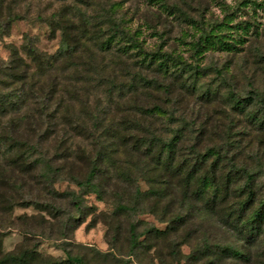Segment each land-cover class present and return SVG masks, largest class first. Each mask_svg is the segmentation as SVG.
<instances>
[{"label": "rangeland", "instance_id": "rangeland-1", "mask_svg": "<svg viewBox=\"0 0 264 264\" xmlns=\"http://www.w3.org/2000/svg\"><path fill=\"white\" fill-rule=\"evenodd\" d=\"M11 1L0 0V60H8L15 49L28 61L25 50L28 42L47 55L56 54L62 41L59 28L62 23L71 33H77L81 19L92 21L97 17L105 25L115 21L146 51L161 49L178 53L192 63L211 68L201 72L198 89L216 92L221 102L203 104L189 96L183 100V107L190 103L183 116L207 126L204 139L223 147L222 154L228 155L227 160L233 158L237 165L247 168L254 177L256 205L264 201V130L255 122L264 113V0H20L15 6ZM10 12L20 16L4 23ZM52 17L53 30L49 26ZM206 35L213 36L209 42L205 41ZM197 41L201 46L195 50ZM107 62L111 63L109 59ZM6 81L7 76L0 68L2 93L8 92ZM61 81L58 97L68 105L62 111L69 122L71 117L84 125L74 133L70 124L65 125L68 133L77 134L69 142L73 149H83L95 158L96 151L102 150L99 138L117 139L114 112L120 111H113L112 107L127 95L121 96L124 92L115 87L107 92L108 83L97 75L78 81L76 90L72 78ZM230 95L239 99L253 96L254 100L239 112L240 108L233 110L227 102ZM164 101L168 100L164 98ZM180 105L175 101L174 116L182 112ZM26 109L23 105L21 112ZM128 112L125 109L120 113ZM167 115L156 122L164 127L165 136L183 124L178 118L169 120L171 115ZM64 137L65 134L60 136ZM61 143V146L69 145L65 140ZM111 157L112 160L109 157L99 160L102 170L108 172L97 179L104 191L100 195L79 186L67 168L53 181L42 179L13 189L6 181L0 184V192H14L18 199L11 210L0 207L3 251L19 245L35 246L58 264H76V258L80 264H244L233 263L228 257L210 260L213 253L203 254L221 242L242 245L236 232L221 222L219 210L202 212L184 208L182 219L172 220V214L179 213L176 207L181 205L180 192L175 191L172 196L176 198L172 200L171 195L151 194L149 189L163 188L166 183L161 180L166 179L172 186L178 185L177 178L159 177L158 169L143 173L135 154L131 157L122 147ZM62 162L60 159L54 163ZM225 167L227 172L230 166ZM74 168L84 174L88 164L79 160ZM2 171L8 177L10 166ZM105 176L108 182L102 180ZM244 180L245 177L236 182L242 185ZM34 199L41 201L39 208L29 204ZM120 202L128 204L130 209L117 208ZM133 231L138 234L137 242H132ZM263 241L252 245V250L263 252Z\"/></svg>", "mask_w": 264, "mask_h": 264}, {"label": "trees", "instance_id": "trees-1", "mask_svg": "<svg viewBox=\"0 0 264 264\" xmlns=\"http://www.w3.org/2000/svg\"><path fill=\"white\" fill-rule=\"evenodd\" d=\"M19 1L12 0L10 4L15 6ZM19 16V13L10 12L4 23ZM98 19H81L76 26L77 33H71L67 25L62 23L59 27L62 41L56 54L47 55L28 42L25 47L28 61L15 49H12L8 60H0V68L7 76L8 85V92H0V169L10 166L8 177L0 170V184L6 181L13 189L24 187V183L30 185L46 179L53 181L67 168V173L79 186L91 188L100 195L104 191L97 179L107 171L102 170L99 160L101 158L103 161L107 157L111 159V155L122 147L131 157L135 154L143 173L158 169L159 177L168 175L177 178L178 185L172 186L166 179L161 180L166 183L163 188L159 186L149 189L151 194L171 195L172 200L176 198L172 196L175 191L180 192L181 205L176 207L179 213L175 211L172 220L182 219L184 208L187 211L197 208L202 212L219 210L221 222L236 232L242 245L217 243L214 250L203 253H213L214 256L209 255L210 260H224L228 257L233 259V263L242 261L244 264H264V250H252V245L262 243L264 235V201L256 205L253 175L245 166L237 165L233 158L227 160L228 155L222 154L223 147L212 145L204 139L209 129L203 122L198 124L183 116L188 108L186 106L190 104L188 102L183 107V100L189 96L203 104L221 102L216 92L198 89L197 81L201 72L211 68L192 63L178 53L161 49L146 51L133 35L125 33L115 21L105 25L106 22ZM50 20L49 26L53 30V17ZM212 37L206 35L205 41L209 42ZM200 44L196 42L195 50H198ZM108 59L111 63L107 62ZM66 72L72 73V76L67 77ZM96 75L108 83L107 92L115 87L117 91L124 92L121 96L127 95L122 101L113 104V111L127 109L129 112L124 115L114 112L117 118L114 135L117 139L114 137L108 141L99 138L102 150H97L94 158L92 153L83 149H73L71 142L77 134L68 133L65 125L70 124L73 133L84 125L71 117L69 122L65 111H62L68 105L60 101L58 93L63 78H72L76 90L78 81L89 80ZM228 97L227 102L232 109L240 108L239 112H243L254 100L253 96L242 99L233 95ZM164 98L168 101H164ZM175 101L181 104L178 107L182 111L179 116H174L177 113ZM23 105L27 109L21 112ZM171 107H174L173 110ZM224 112L228 113L227 110ZM165 113L171 115H167L169 120L178 118L183 123L171 129L166 136L164 127L156 124L157 120L162 121L159 117ZM262 116L255 119V122L264 130V113ZM64 134L65 139L60 138ZM63 140L71 142L61 146ZM60 159L62 164L56 165ZM79 160L88 164L84 174L81 169L77 171L74 168ZM227 165L230 169L225 172ZM17 171L22 178L17 175ZM108 176L102 180L108 182ZM244 177L242 185H238L236 181ZM13 193L0 192L2 210H11L18 204ZM31 203L38 208L42 205L37 199ZM117 208L129 210L130 206L120 202ZM131 238L132 242H137L138 234L133 231ZM74 262L80 264L78 258ZM0 264L58 262L44 256L35 246L19 245L13 250L3 251L0 236Z\"/></svg>", "mask_w": 264, "mask_h": 264}]
</instances>
